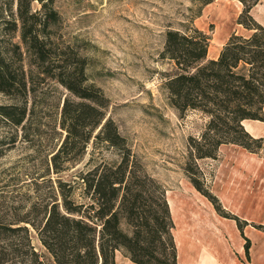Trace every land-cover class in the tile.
Here are the masks:
<instances>
[{"label":"trees","instance_id":"trees-1","mask_svg":"<svg viewBox=\"0 0 264 264\" xmlns=\"http://www.w3.org/2000/svg\"><path fill=\"white\" fill-rule=\"evenodd\" d=\"M33 1L0 0V93L26 99L35 91L30 86L33 71L29 76L25 70L28 60L39 76L54 79L74 97L63 104L61 128L66 136L52 156L55 172H62L64 163L87 149L98 128L96 140L116 150L120 161L102 163L80 176L90 204L77 205L61 190L62 206L48 207L41 222L0 203V264H43L33 244V231L55 264H116L117 252L135 264H177L174 223L164 191L139 171L126 138L106 119L107 99L99 88L86 84V60L72 47L55 45L51 39L50 28L60 20L54 0H38L42 10L36 12ZM214 1L203 0L204 7ZM239 1L244 9L238 24L251 34H233L216 60L208 59L211 38L203 31L186 27L166 35L162 57L174 62L179 71L166 83L171 105L180 114L197 111L209 117L201 137L191 138L194 159L217 160L223 145L255 154L264 149L263 138L253 137L243 125L246 120L264 122V27L251 15L252 8L264 0ZM27 115V104L0 106V117L15 126H22ZM187 173L217 213L237 223L249 258L251 240L244 229L253 226L264 232V225L226 211L194 169L188 168ZM145 197L155 200L150 210L141 206ZM123 221L132 228L131 234L122 229Z\"/></svg>","mask_w":264,"mask_h":264},{"label":"rangeland","instance_id":"rangeland-1","mask_svg":"<svg viewBox=\"0 0 264 264\" xmlns=\"http://www.w3.org/2000/svg\"><path fill=\"white\" fill-rule=\"evenodd\" d=\"M205 7L203 0H54L60 20L50 28L51 39L55 45L72 47L86 60V84L99 88L107 99L106 119H111L126 138L139 171L158 184L165 197L168 190L192 184L188 168L194 169L204 187L213 193L212 182L223 160L220 150L217 160L192 157L191 138L201 137L209 117L197 111L180 114L171 105L166 83L179 71L174 62L162 57L168 31H185L186 27L202 31L195 17ZM32 9L41 11L42 4L34 0ZM203 32L211 38V44L214 26H207ZM234 34L246 37L251 32ZM25 70L29 76L33 71L30 86L35 91L26 99L0 93V106L27 104L28 108L22 126L0 117V203L41 222L48 207L55 203L62 206L61 190L77 205L90 204L80 176L102 163L120 161V155L96 140L98 128L87 149L64 163L62 172H55L52 156L66 136L61 128L63 104L66 98L74 97L54 79L39 76L28 60ZM236 151L225 148L224 154L235 157ZM255 155L264 160V149ZM152 194L160 198L159 193ZM154 201L145 197L141 206L150 210ZM121 226L132 233L126 221ZM261 233L252 234L255 248L253 254L249 251V258L244 256V263L264 264ZM32 239L43 264H55L35 231Z\"/></svg>","mask_w":264,"mask_h":264},{"label":"crops","instance_id":"crops-1","mask_svg":"<svg viewBox=\"0 0 264 264\" xmlns=\"http://www.w3.org/2000/svg\"><path fill=\"white\" fill-rule=\"evenodd\" d=\"M243 9L239 0H215L203 9L196 20L199 28L206 31L207 26H214L208 59L219 57L232 34L248 31L238 24ZM251 15L264 27V1L252 8ZM243 125L253 137L264 139V123L246 120ZM225 148H235L233 153L238 154L226 155ZM220 153L223 160L212 182L213 193L226 211L249 223L264 224V160L236 145H223ZM166 200L174 223L177 264H246L245 239L237 223L221 217L192 184L168 190ZM253 233L261 232L251 226L244 229L251 241ZM116 264L135 263L117 252Z\"/></svg>","mask_w":264,"mask_h":264}]
</instances>
